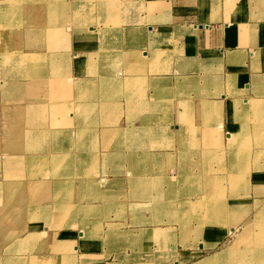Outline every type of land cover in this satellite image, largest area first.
Segmentation results:
<instances>
[{
    "label": "crops",
    "instance_id": "obj_1",
    "mask_svg": "<svg viewBox=\"0 0 264 264\" xmlns=\"http://www.w3.org/2000/svg\"><path fill=\"white\" fill-rule=\"evenodd\" d=\"M27 54L44 61L47 163L27 162ZM231 172L251 188L227 234L219 211L165 197L185 177L230 189ZM263 199L264 0H0V264H218Z\"/></svg>",
    "mask_w": 264,
    "mask_h": 264
},
{
    "label": "rangeland",
    "instance_id": "obj_2",
    "mask_svg": "<svg viewBox=\"0 0 264 264\" xmlns=\"http://www.w3.org/2000/svg\"><path fill=\"white\" fill-rule=\"evenodd\" d=\"M21 57L23 58V63L25 62L27 65L29 64H33V62L31 63L30 60H42V56L40 55H34V54H27V55H21ZM44 62V61H42ZM42 62L36 64L37 66L35 67L36 70L39 69L41 70L40 72H38L37 74L34 75H30L29 76V82L39 85L38 87H35V89L32 88H26V90H32V97H29V101L27 103V107L25 108V115L27 116H36L38 117V132L39 134L37 135V149H38V153L35 157L31 156V157H27V162L30 161H36L38 163H47L48 159H50L49 161L51 162V159L55 158V156H52L53 154H49L47 155L46 149H45V137L46 134L45 132L40 133L41 129L44 126L45 121L47 120V117L49 115V111L47 112V108H46V96L44 95L45 93V89H46V85H40V82L43 80H46L45 78V73L42 71V69L44 68L42 64ZM22 63V64H23ZM8 64V61L7 63ZM4 64V65H6ZM40 66V67H39ZM39 67V68H38ZM34 68V69H35ZM60 75L62 76L63 74L60 73ZM30 93V92H29ZM31 96V95H30ZM34 100V101H31ZM251 105V108H253L255 106L254 102L260 103V101H254V100H249L248 101ZM58 108H62V106L60 105ZM58 114V113H57ZM62 115V113H60ZM68 114H71L73 116V114L71 112H68ZM77 118V116H76ZM27 122H29L27 120ZM59 127L63 126V123H58ZM218 129L220 131H222V125L219 124ZM53 133V132H52ZM227 135L230 136V138L228 139L229 141V145L234 143L233 137H231V135L229 133H227ZM53 137L56 136V134L52 135ZM26 139H28L26 141V144L28 145H24V147L26 148L27 151H29L30 149H32L34 147L31 146V138L28 136H25ZM58 139V137H57ZM28 142V143H27ZM62 142V141H61ZM60 142V143H61ZM92 142V141H91ZM57 144V146H56ZM58 142H55V149H57L56 147H58ZM52 146H50L51 152H52ZM30 148V149H29ZM74 147L72 146V142H71V146H70V150L69 152L72 153ZM56 151V150H55ZM54 151V153H55ZM263 153V152H262ZM260 153V154H262ZM3 158L6 159L7 162H9L10 160V156H2ZM13 158V157H11ZM72 159V157H68V158H63V161H70ZM219 173L215 172L213 174L205 172L203 173L202 178H199L197 182L199 183H210L211 179L214 180V183H216V177ZM239 173H233L231 172L228 176L229 178V184L232 187V184H236L237 180H239L240 178L238 177ZM214 178H211L213 177ZM242 178L245 180L248 178L247 173H244V177L242 175ZM185 182H183L186 186H188V191H184V196H182V190L180 188H176L173 190H169L166 192L165 197L168 198H176L175 200H177V202L182 203L183 198L181 197H187L189 201H192L191 204H195V207H191L192 212H197V216L202 217V221L203 219H206L207 214H215L218 217H222L224 218L223 220H219V222L221 224H225V229L223 228V230H225V234H227L228 232V225H232L233 226H237L240 223V218H239V208L236 207L235 204H237L238 206V202H247L245 205H247V207H249V203L248 200L250 201V184H249V180H245V184L246 186H244V191L242 193V195L240 194H236L234 193V188H228L227 186H225L224 189L222 188H217L214 187L213 189H207V188H202L199 187V185L193 186V184H190L191 182L188 181L189 178H182ZM193 180V179H192ZM179 182H181L180 180H178ZM101 182H106L105 185L107 184V181L105 179H101V177L99 176L97 178V184H100ZM217 188V189H216ZM186 188L184 187L183 190H185ZM212 191V192H209ZM212 193V194H211ZM201 196V197H200ZM225 197V199H224ZM194 200V201H193ZM221 200L225 201V207L223 209V211L225 210V214L223 215V211L220 209L221 206H223L221 203ZM226 202H228L226 204ZM230 203V204H229ZM229 204V205H228ZM244 205V204H242ZM262 205V206H261ZM191 206V205H190ZM230 206V207H228ZM260 208L259 212L255 214V216L253 217V210L249 209V208H243V210H245L244 213H246V215H249L251 217V219H249L248 221H246L244 224L241 225V230L240 233L236 232L235 229L231 230V233L229 234L228 237L225 238V240L221 243L222 244V249L224 250V257L220 258V261L218 264H264V199L262 202L257 203L255 205L252 206V209L257 210L256 208ZM193 208V209H192ZM181 209V208H180ZM220 212V216L218 215V212ZM212 216V215H211ZM253 217V219H252ZM221 218V219H222ZM210 218H208L209 220ZM201 220V219H200ZM251 220V221H250ZM206 221V220H205ZM218 227V224H216ZM221 228V226L219 227Z\"/></svg>",
    "mask_w": 264,
    "mask_h": 264
},
{
    "label": "bare ground",
    "instance_id": "obj_3",
    "mask_svg": "<svg viewBox=\"0 0 264 264\" xmlns=\"http://www.w3.org/2000/svg\"><path fill=\"white\" fill-rule=\"evenodd\" d=\"M56 3V2H55ZM56 9V8H55ZM54 9V10H55ZM52 19V18H51ZM53 21H55V20H53ZM31 61V63L33 62V64L34 65H36V64H38V63H40L42 60H30ZM40 67V66H39ZM38 67V68H39ZM38 70V72H40L41 70H39V69H37ZM53 70H55V69H53ZM35 74H37L38 75V73L36 72ZM16 84V83H15ZM47 84V80H43V81H41L40 82V85H46ZM18 86V85H17ZM21 86V85H20ZM39 85H36V84H33V83H31V82H29V85L26 87V88H32V89H35V87H38ZM31 101H34V100H31ZM254 104H255V106H256V104H257V102H254ZM79 115V114H78ZM87 115V114H86ZM262 129V128H261ZM255 131V130H254ZM254 133H256V131L254 132ZM46 134V133H45ZM54 134H55V132H54ZM254 135H256V134H254ZM254 135H253V137H254ZM258 135V134H257ZM260 135V134H259ZM30 137V136H29ZM257 137V136H256ZM255 137V138H256ZM30 138H32V137H30ZM258 138V137H257ZM261 139V138H260ZM28 140V139H27ZM31 140V139H30ZM252 140H253V138H252ZM257 141H259V140H257ZM254 142V141H253ZM252 142V143H253ZM28 143V142H27ZM257 143V142H256ZM31 144V143H30ZM27 145V144H26ZM28 146V145H27ZM27 148V147H26ZM30 149V148H29ZM22 159V158H21ZM24 160V159H23ZM9 171V170H8ZM191 179L189 178L188 179V181H190ZM197 182V181H196ZM197 183H199V182H197ZM193 186H196L197 187V184H193ZM217 189V188H216ZM201 197V196H200ZM223 208L224 207H220V209L223 211Z\"/></svg>",
    "mask_w": 264,
    "mask_h": 264
}]
</instances>
